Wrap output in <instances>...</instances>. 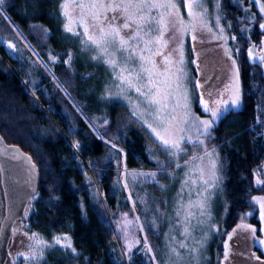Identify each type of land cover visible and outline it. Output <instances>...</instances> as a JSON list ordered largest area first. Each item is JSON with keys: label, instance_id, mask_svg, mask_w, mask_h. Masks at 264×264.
Wrapping results in <instances>:
<instances>
[{"label": "trees", "instance_id": "obj_1", "mask_svg": "<svg viewBox=\"0 0 264 264\" xmlns=\"http://www.w3.org/2000/svg\"><path fill=\"white\" fill-rule=\"evenodd\" d=\"M242 3L220 0L235 37L241 102L238 108H229L207 136L206 145L218 153L224 204L220 227L213 231L205 256L197 264H221L227 232L249 209L253 211L248 221L260 234L251 197L264 192V73L259 62L248 57L247 45L261 39L264 15L256 10L250 28H241ZM63 22L59 0H4L0 5V36L21 43L23 34L51 65L30 67L24 56L30 51L22 48L25 65L13 69L0 54V134L28 152L40 173L38 189L15 224L46 239L53 235L66 239L59 244L45 242L31 264H166L156 181L173 164L156 158L142 127L99 85L80 87V77L88 76L94 67L91 62L80 63L81 43L77 35L65 31ZM50 54L58 58L52 61ZM25 66L35 74L26 73ZM53 74L69 84L76 80L72 89L81 101L80 111L64 105L62 89L50 84L56 80ZM26 84L39 85L37 92L48 95L36 98ZM195 106L202 112L198 103ZM85 162L90 177L83 170ZM148 173H154L155 179L140 175ZM133 210L145 237L138 233V244L125 257L112 222ZM258 253L264 255L260 249ZM11 264L17 262L13 259Z\"/></svg>", "mask_w": 264, "mask_h": 264}, {"label": "rangeland", "instance_id": "obj_2", "mask_svg": "<svg viewBox=\"0 0 264 264\" xmlns=\"http://www.w3.org/2000/svg\"><path fill=\"white\" fill-rule=\"evenodd\" d=\"M98 2L100 0H59L64 28L68 24L73 28V32L81 33L77 35L82 51H80L81 58L78 56L80 63L86 66L91 62L94 67L93 72L88 76L80 77L78 80L80 87L88 84L90 86L99 85L98 87L103 89L105 94L111 95L110 99L118 101L127 115L142 127L149 145H152L154 149L156 158L162 164H173L163 169L161 177L156 181V188L160 194V218H163L164 226L162 237L166 241L165 251H163L164 259L166 264H197L202 260L200 258L205 256V247L213 231L220 227L224 204L223 177L218 153L214 147L206 145L207 136L203 133L204 126L201 124V121L211 120L212 117L203 111L202 104L207 103L210 107L221 109L224 107V101L230 102L235 98L237 89L240 95L239 65L235 53L233 31L230 29L229 22L224 18L220 0H202L201 6L192 8L188 5L196 4L197 0H156L157 3H172L176 6L175 9L159 10L167 25L163 32L164 46L153 45L154 48L159 47V50L168 56L167 65L162 63L161 57L155 58L158 65L155 79L161 84L162 93L171 92V98L168 101L169 109L162 114L168 119L166 124L161 125L156 119V113L152 111L143 97L126 85L118 86V81L114 79L117 73L104 62V59L108 57L93 59L99 53L92 50L83 32L84 27H88L90 35L94 37L98 35V29L90 26L92 21L89 16L91 12L103 11V9L94 10L85 7L81 10L76 5L82 3L87 6ZM61 4L67 7L69 13L67 17L63 15ZM261 5H264V0H257L255 4L252 0L242 3V13L239 14V18L243 19L241 28L245 30L250 28L254 13L256 10L260 11ZM153 14L158 13L154 11ZM81 23L84 27H81ZM261 24H264V20ZM19 39L21 43L9 37L0 36V54L8 60L13 69L24 67V56L30 67L39 68L44 64L51 68L49 62L37 52L28 38L20 34ZM10 44L13 45L12 48L8 47ZM74 44L78 46L76 42ZM22 48H27L30 52L23 56ZM247 54L251 60L259 62L264 73V33L259 42H250L247 45ZM50 58L54 61L58 57L50 54ZM115 58L118 61L121 59L119 54ZM28 66H25L26 73L30 71L35 74ZM181 68L184 70V76L182 83L178 86L177 73ZM43 69V74L47 76V72ZM165 69H167L165 75L161 76L159 73ZM53 75L57 81H52L50 84L54 89L57 87L62 89L61 100L64 105L71 110L80 111L81 101L72 89L76 80L69 84L60 76ZM24 77L25 75L21 76L22 80ZM26 87L36 98L39 94L44 97L48 95V92H37L40 89L39 85L36 87L38 89L29 84H26ZM88 93L91 94V90ZM185 95H187V100H185ZM196 103L199 104L202 112L196 109ZM88 121L91 127L101 134L94 123L90 119ZM152 128H155L165 139L179 144L180 148L166 149L156 138ZM113 144L120 148L118 143ZM214 161L217 164L215 170L213 169ZM83 170L87 177L91 176L87 162L84 163ZM214 171L220 177L218 182L213 175ZM258 172L261 174V170ZM204 181H211V183L205 184ZM213 184L216 186L213 187ZM251 200L259 218L260 234L256 232L255 225L248 221V215L253 211L249 209L227 232L220 259L221 264H264V255L258 253L259 249L264 252V244L259 243L264 240V192L253 194ZM202 201H206L203 209L196 206ZM178 212L179 215H177ZM189 213H192V216L186 219ZM15 222L16 220L13 222L9 252L17 264L34 263L45 242L55 243L58 240L60 243L66 242V239L60 235L43 238L36 232L24 230ZM185 228L188 229L187 236L183 234ZM112 229L125 257L138 244V233L145 237L140 218L135 210L132 214H120L116 221L112 222ZM181 243L185 245L184 248L180 247ZM129 245H131L130 250ZM173 249H175V254ZM192 249L196 251H190ZM33 252L36 258L26 259ZM226 252L227 259H225ZM21 253L23 255H20Z\"/></svg>", "mask_w": 264, "mask_h": 264}, {"label": "snow or ice", "instance_id": "obj_3", "mask_svg": "<svg viewBox=\"0 0 264 264\" xmlns=\"http://www.w3.org/2000/svg\"><path fill=\"white\" fill-rule=\"evenodd\" d=\"M255 4L257 0H252ZM4 4V0H0V5ZM202 0H197L196 4L188 5L189 8L201 6ZM63 15L67 17L69 15L67 7L61 4ZM76 7L81 10L88 7L90 9H103V11H93L90 13L89 19L92 21L91 27L98 29V35L93 36L89 34L88 27H84L81 23V27H84L83 35L87 38V43L91 46L92 50L99 53L98 56H94L93 59H104L114 72L117 73L114 79L118 81V86H127L129 89L135 91L140 97H143L145 102L150 106L152 111L156 113V119L161 125L166 124L168 117H163L162 114L169 109L168 101L171 98V92L162 93L161 84L155 79L156 69L158 68L156 57H161L162 63L167 65L168 56L159 50V47H153V45L164 46L163 32L167 26L163 14L159 12L160 9H175V4L172 3H157L156 0H100L98 3L85 5L79 3ZM154 11L158 14L154 15ZM261 14L264 15V5L260 6ZM111 13V15H109ZM78 23L80 21H77ZM86 22V21H85ZM71 23V21H70ZM264 28V24L260 25ZM65 31L72 33L73 35H81L79 32H73V28L68 24L65 25ZM156 34V35H153ZM193 39L195 37L193 36ZM12 48L13 45H8ZM119 54L121 59L118 61L115 57ZM251 56V52L249 53ZM165 71L160 72L161 76L165 75ZM184 76L183 68L178 70L177 73V85L182 83V77ZM199 87V85H197ZM187 100V95H185ZM241 102L239 91L231 101H224V107L216 109L210 107L207 103H203V111L208 113L212 119L201 121L203 127V133L206 136H211L216 124L225 117V113L229 108L235 109L239 107ZM186 106V105H185ZM174 112V109H172ZM174 119V117H171ZM151 127V125H149ZM152 132L156 138L162 143V145L168 149H179V144L171 142L161 136L155 128H152ZM202 143V142H201ZM76 147H79L77 144ZM179 167V165H177ZM217 168V164L213 162V169ZM151 176L155 179L154 173L140 174ZM216 181L220 180V177L213 172ZM187 183V181H185ZM205 184L211 183V181H204ZM260 183V181H257ZM213 187L216 185L213 184ZM203 209L206 206V201L200 202L196 205ZM180 213L178 212L177 215ZM203 215V212H201ZM192 213L188 214L189 217ZM254 231V230H253ZM185 236L188 235V229L185 228ZM59 244V240L57 241ZM260 244H264V240L259 241ZM64 246V245H62ZM71 247V245H67ZM181 248H184L183 243L180 244ZM131 245H129V250ZM151 251V248H149ZM175 254V249L172 250ZM195 252V249L190 250ZM20 255H23L21 253ZM36 258L35 253L26 259ZM225 259H227V252L225 253Z\"/></svg>", "mask_w": 264, "mask_h": 264}, {"label": "water", "instance_id": "obj_4", "mask_svg": "<svg viewBox=\"0 0 264 264\" xmlns=\"http://www.w3.org/2000/svg\"><path fill=\"white\" fill-rule=\"evenodd\" d=\"M40 173L32 156L0 134V264H11L13 222L36 193Z\"/></svg>", "mask_w": 264, "mask_h": 264}, {"label": "flooded vegetation", "instance_id": "obj_5", "mask_svg": "<svg viewBox=\"0 0 264 264\" xmlns=\"http://www.w3.org/2000/svg\"><path fill=\"white\" fill-rule=\"evenodd\" d=\"M13 260V259H12Z\"/></svg>", "mask_w": 264, "mask_h": 264}]
</instances>
